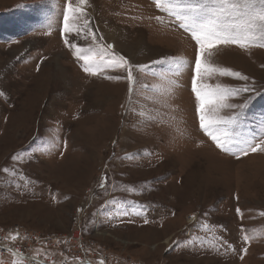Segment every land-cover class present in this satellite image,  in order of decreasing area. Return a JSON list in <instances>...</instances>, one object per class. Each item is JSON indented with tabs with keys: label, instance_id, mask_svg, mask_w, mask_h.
<instances>
[{
	"label": "rangeland",
	"instance_id": "rangeland-1",
	"mask_svg": "<svg viewBox=\"0 0 264 264\" xmlns=\"http://www.w3.org/2000/svg\"><path fill=\"white\" fill-rule=\"evenodd\" d=\"M69 2L79 0H0V240L11 244L24 232L31 257L49 264H264V150L237 158L199 129L190 33L155 0H84L103 43L145 66L130 96L126 80L106 78L126 73L89 76L65 47L59 29ZM161 2L184 14L190 0ZM75 42L97 59L105 55L90 37ZM210 51L213 68L240 72L264 92V48ZM202 83L245 82L215 72ZM261 121L264 95L253 94L229 131L259 143ZM18 153L27 155L17 173H4ZM15 258L4 254L2 262Z\"/></svg>",
	"mask_w": 264,
	"mask_h": 264
},
{
	"label": "snow or ice",
	"instance_id": "snow-or-ice-1",
	"mask_svg": "<svg viewBox=\"0 0 264 264\" xmlns=\"http://www.w3.org/2000/svg\"><path fill=\"white\" fill-rule=\"evenodd\" d=\"M83 3L84 0H79L77 6L73 7L69 2L63 11V24L59 29V35L65 47L71 51L82 71L89 76L101 75L105 69L109 68L119 69L120 72L126 73V75H108L106 78L117 81L126 80L131 96L137 79L136 69L145 66L133 65L124 55L118 54L111 43L106 45L103 43L104 36L99 34V29L94 27L91 18L80 6ZM155 7L168 12L170 16L174 15L175 19L172 23L186 33H190L191 39L195 42L194 66L191 67V91L195 95V113L198 117L199 129L210 138L217 149L230 153L237 158L247 156L249 152L256 153L264 150V140H260L259 143L255 142V137L242 140L238 138V133L233 134L229 131L242 121L245 110L253 99V94L264 95V92H258L254 86H249L247 83L248 76L226 68H213L208 63V57L212 55L210 49L214 45H237L241 49H245L250 44H255L264 48V0H190L185 5L184 14L174 12L172 8L162 4L161 0H155ZM157 19L161 18L157 17ZM81 35L85 39L90 37L93 42L99 44L105 55L112 58L105 60V55H101L97 59L95 56L89 55L88 53L94 51L93 48L82 49L75 42L76 37ZM165 59L167 58L164 57L152 63H163ZM215 72H219L222 76L237 77L245 83L239 88H222L219 85L212 87L202 83L206 77ZM254 83L253 81V85ZM230 94L239 97L242 102L225 103L226 97ZM220 108L231 109V114L219 115ZM261 127H264V121H261ZM113 143L115 144V141ZM66 146L67 142L65 141ZM26 155V153L13 154L11 157L13 165L4 167L2 171L16 174V164L22 162ZM32 158V156H28L29 161ZM107 183L108 177L105 173L100 178L99 187L104 189ZM134 190L131 187L125 189V191ZM78 211H82V209H78ZM236 212L238 215L241 214L240 208H237ZM144 222L148 223L147 220ZM11 239L13 241L19 239V233L13 235ZM242 239L245 243L249 241L248 236H243ZM178 243L179 241H175L174 245ZM221 243L235 252L231 244L224 241ZM6 250L13 257L20 256L19 260L13 259L12 264H24V257L19 249L7 247ZM239 251L242 261L248 249L244 247ZM80 264H85V262L80 261Z\"/></svg>",
	"mask_w": 264,
	"mask_h": 264
},
{
	"label": "built area",
	"instance_id": "built-area-1",
	"mask_svg": "<svg viewBox=\"0 0 264 264\" xmlns=\"http://www.w3.org/2000/svg\"><path fill=\"white\" fill-rule=\"evenodd\" d=\"M30 239H32V238H29L23 232V233H19V239L15 240V241L11 240L9 242L11 244H8L7 242H4V241L0 240V264H5V262L4 263L2 262L4 254L13 257L12 254L6 250L7 247H12L14 249H19L20 252L22 253L23 257H24V264H42L43 262H41V261L33 260V257H31V255L29 253V252H31V247L33 245L32 242L30 241ZM67 239L70 240L69 237ZM74 239L77 240V238H75V237H74ZM54 240H57V238H53V241ZM77 241H78L77 247L80 248V249H83L81 241L80 240H77ZM23 248L28 253L25 252ZM82 251H84V250H82ZM16 257L20 258V256H16ZM25 259H27V260L25 261ZM43 264H45V263H43ZM46 264H49V263H46Z\"/></svg>",
	"mask_w": 264,
	"mask_h": 264
}]
</instances>
